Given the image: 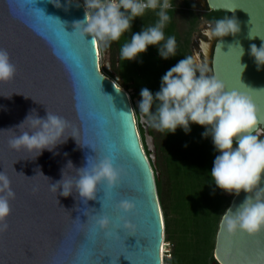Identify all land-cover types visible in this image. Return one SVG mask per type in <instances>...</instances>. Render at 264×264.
Wrapping results in <instances>:
<instances>
[{
	"label": "water",
	"instance_id": "obj_1",
	"mask_svg": "<svg viewBox=\"0 0 264 264\" xmlns=\"http://www.w3.org/2000/svg\"><path fill=\"white\" fill-rule=\"evenodd\" d=\"M237 2L244 9H236ZM10 4L14 7H9ZM32 4L53 18L47 17L51 24H61L70 35L74 23L82 20L86 12L77 1L69 5L68 0H61L62 7L58 8L51 0H0V48L9 51L17 67L12 82L0 83V172L8 173L15 192L8 227L0 230V264H71L70 260L60 259L61 249L70 245L77 233L84 235L88 231V225L78 227L75 219L85 224L88 217L94 221L103 210V198L109 189L102 185L97 198L85 204L78 192L64 197L52 190L51 183L62 179V170L69 160L80 169L88 166L89 157L100 158L105 150L112 153L116 167L122 170L121 182L114 190L119 200L107 210L112 216L119 215L117 205L121 200L136 205L127 217L135 229L127 232L125 246L129 250L141 247L145 252L150 251V256L140 257L135 264H163L165 220L150 162L157 163V147L139 111L140 101L132 99L120 84L103 74L97 44L92 43L96 40L73 36L71 43L62 42L58 32L53 33L45 22L33 18L29 8ZM202 8L204 12L231 14L239 21L240 32L216 37L211 31L215 22L208 23L209 32L203 31L206 40L199 33L195 35V42L201 43L194 48L198 62L207 66L208 75H218L230 88L247 92L264 115V68H259L251 55V46L260 47L264 41L259 37L249 38L251 29L264 35V0H203ZM237 44L245 50L241 58V63L246 65L243 73L237 50L230 51ZM100 46L104 53L101 42ZM90 72L100 78L98 90L103 99L95 94ZM33 109L41 118H46L50 111L67 119L77 133L79 144L70 137L55 150H44L38 157L11 149L9 140ZM121 112L125 115L121 116ZM140 126L145 130V143ZM130 129L135 130L134 147L128 144ZM260 129L264 138V123ZM67 171L76 173L74 168ZM225 195L231 198L229 207L235 209L248 194L225 192ZM223 217L217 233L215 263L264 264V232L256 236L244 232L229 234ZM158 219L162 221L159 231ZM119 234L125 236L123 230ZM99 243L102 246L104 241ZM116 260L119 264H134L123 254ZM101 264H112V257L103 256Z\"/></svg>",
	"mask_w": 264,
	"mask_h": 264
},
{
	"label": "clouds",
	"instance_id": "obj_2",
	"mask_svg": "<svg viewBox=\"0 0 264 264\" xmlns=\"http://www.w3.org/2000/svg\"><path fill=\"white\" fill-rule=\"evenodd\" d=\"M72 2L68 0L69 5ZM51 3L62 7L61 0H51ZM84 7L85 17L74 23L71 35L80 39L91 37L105 48L131 31L137 18L143 17L149 10H158L157 22L140 32H132L130 40L120 49V57L125 61L136 60L147 53L150 46L158 47L159 56L164 60L176 56L177 40L174 36L166 38L164 31L170 20L167 10L172 7V0H84ZM211 31L216 37L235 36L240 32V24L233 17L223 18L216 21ZM257 37L264 41V35L251 29L249 38ZM232 49L237 50L243 73L246 65L241 63V58L245 50L238 44L231 46L230 51ZM251 55L258 67L264 68V44L260 47L253 44ZM207 73V66L199 63L194 56L179 60L163 75L158 91L153 93L147 87L141 89L139 111L145 123L159 132L174 134L182 129L190 133L193 124L205 129L202 136L211 137L218 152L210 172L214 184L228 193L248 194L235 209L229 207L225 210V231L256 236L264 232V138L260 129L264 115L247 92L230 88L218 75ZM16 76L17 67L12 62L11 54L6 48H0V83H10ZM120 90L117 88V91ZM17 129L9 140V147L15 151L34 153L36 157L44 150H55L70 137L77 142V133L70 122L50 111L46 118H41L33 109ZM70 168L76 170L75 175L67 171ZM40 174L48 179L38 172ZM121 178L122 170L116 167L111 155L89 157L88 166L80 169H76L69 160L66 169L62 170V179L51 183V188L64 197L78 192L87 204L89 200L97 198L102 185L107 186L109 194L114 193ZM13 199L15 192L11 179L6 171L0 172V230L8 227ZM117 207L119 215H97L94 218L97 230L111 236L119 235L121 230L131 232L135 229L127 218L135 211V203L121 200ZM75 220L79 222V227V218Z\"/></svg>",
	"mask_w": 264,
	"mask_h": 264
},
{
	"label": "trees",
	"instance_id": "obj_3",
	"mask_svg": "<svg viewBox=\"0 0 264 264\" xmlns=\"http://www.w3.org/2000/svg\"><path fill=\"white\" fill-rule=\"evenodd\" d=\"M177 1L172 0L174 7L167 10L170 20L164 29L166 38L174 36L177 40L175 57L162 59L156 46H150L147 53L136 60L125 61L120 57V49L130 40L132 32H140L144 27L157 22L158 10H149L143 17L137 18L131 31L110 45L118 54L117 72L122 80V88L135 91L132 99L141 97V89L144 87L153 93L158 91L161 78L167 70L179 60L192 56V37L201 24L202 15L183 10L186 29L181 31L178 26L180 11L175 7ZM186 5L192 7L189 3ZM230 17L231 14L226 12L204 13V18L211 22ZM103 74L115 80L111 71L103 69ZM136 112L140 119V113ZM140 130L145 143V130L141 126ZM204 131L202 126L193 124L190 133H185L182 129L174 134L162 132L165 144L163 147L157 144L156 165L150 160L164 214L165 241L171 246L167 264L215 263L217 233L225 210L231 204V198L226 197L225 191L214 184L210 172L218 152L211 137L202 136ZM151 135L155 137L154 133ZM161 154L164 155L163 162Z\"/></svg>",
	"mask_w": 264,
	"mask_h": 264
},
{
	"label": "snow or ice",
	"instance_id": "obj_4",
	"mask_svg": "<svg viewBox=\"0 0 264 264\" xmlns=\"http://www.w3.org/2000/svg\"><path fill=\"white\" fill-rule=\"evenodd\" d=\"M9 7H14V5L10 4ZM235 7L244 9V5L237 2ZM31 9V13L35 20H40L46 23L53 33L58 32L62 38V42L64 43H71L72 35L65 32L64 27L61 24H51L50 21L47 20V17L41 12L39 9L35 7V4L29 6ZM95 44V41H92ZM89 79L92 80L94 84V91L95 94L102 98L98 90L99 84V77L94 75L93 72L89 73ZM109 100L111 98H108ZM110 107V105H109ZM120 115L122 116L123 113L121 112ZM130 120L128 124H130ZM128 137V144L130 147H134L135 141V130L130 129L127 133ZM104 155H111L113 159L115 157L112 153L108 152L107 150L103 151L101 157ZM119 200V196L117 193H111L105 195L103 201L105 202L103 205V210L99 212L98 215H110L108 208L114 207L115 203ZM88 225V231L84 235H80L77 233L73 242L70 245H67L61 249L60 259L62 260H70L71 264H101L102 257L107 255L112 257V264H119V260H116L117 256H121L122 254L126 256L127 259L133 260L134 264L140 257H147L150 256L151 253L145 252L144 248L138 247L135 250H129L125 244L124 239L128 236L127 232L125 236L122 238L121 235L112 234L111 236L105 234L102 231H99L94 226V221H90L88 217V222L82 223L80 221V227ZM162 227V221L159 219L156 222V229L159 231V228ZM103 240L104 243L101 246L100 241ZM147 247V246H146Z\"/></svg>",
	"mask_w": 264,
	"mask_h": 264
},
{
	"label": "rangeland",
	"instance_id": "obj_5",
	"mask_svg": "<svg viewBox=\"0 0 264 264\" xmlns=\"http://www.w3.org/2000/svg\"><path fill=\"white\" fill-rule=\"evenodd\" d=\"M184 18L185 17H183L184 21L182 22V20H180L179 17H178V24H179L180 28H184V26H186V21H185ZM201 23H202L201 25L203 27V25H204L203 23L204 22L202 20H201ZM201 25H199V28H202ZM99 44H100V42H99ZM100 60H101L100 61V66H101L102 72H103V69H105V70H107L106 68L110 69V71L115 76V82H117L118 84L121 85L122 84V80H121L120 77H118V72H117L118 65H119L117 51L113 50V48L111 46L105 48V52L104 53H102L101 49H100ZM126 91H128V90H126ZM128 92L130 93L131 96H133V94L135 93V91L133 89H130ZM136 99L141 101V97L140 96H138ZM152 129H153V132L155 134L154 138H155L156 147H157V144L160 145L161 147H163L165 143H164V138L162 136V132H159V131H157L154 128H152ZM156 138H157V141H156ZM157 151H158V148H157ZM163 157H164V155L161 154V162H163ZM165 243H166V245H165V250H164L165 252L163 254V264H167L166 263V259L170 258L169 253L171 251L170 244L167 243V242H165Z\"/></svg>",
	"mask_w": 264,
	"mask_h": 264
},
{
	"label": "flooded vegetation",
	"instance_id": "obj_6",
	"mask_svg": "<svg viewBox=\"0 0 264 264\" xmlns=\"http://www.w3.org/2000/svg\"><path fill=\"white\" fill-rule=\"evenodd\" d=\"M187 3H189V4H191V8H189V6L188 5H186ZM202 5H203V0H178L177 1V3H176V5H175V7H177L178 9H179V11H180V13L178 14V17H179V19L180 20H182V22L184 21L183 20V10H187V11H194V12H196V13H199L200 15H202V21L204 22L203 24V27H202V23L200 24L201 25V27L202 28H199V29H197V31L193 34V37H192V47H191V49H192V56H194V57H196L197 58V56L195 55V53H194V48L195 47H199V45L201 44V43H199L198 41H197V43L195 42V35L197 34V33H199V34H201V36L203 37V39H207V37H206V35H203V31L205 32V33H207V32H209L208 30V28H207V24L208 23H214V22H211V21H207L205 18H204V11H203V8H202ZM182 10V11H181ZM216 23V22H215ZM178 26H179V24H178ZM179 28H180V26H179ZM185 28H186V26H184V28H180V30L181 31H184L185 30ZM210 33H211V31H210ZM150 130V133L151 134H153L154 132H153V129L152 128H150L149 129ZM214 264H218V263H214Z\"/></svg>",
	"mask_w": 264,
	"mask_h": 264
},
{
	"label": "bare ground",
	"instance_id": "obj_7",
	"mask_svg": "<svg viewBox=\"0 0 264 264\" xmlns=\"http://www.w3.org/2000/svg\"><path fill=\"white\" fill-rule=\"evenodd\" d=\"M96 44H97V49H98V55L100 57V47H99V43H98V40H96ZM165 250V245L163 244V247H162V256L164 254V251Z\"/></svg>",
	"mask_w": 264,
	"mask_h": 264
},
{
	"label": "built area",
	"instance_id": "obj_8",
	"mask_svg": "<svg viewBox=\"0 0 264 264\" xmlns=\"http://www.w3.org/2000/svg\"><path fill=\"white\" fill-rule=\"evenodd\" d=\"M73 1L81 2V3L84 5V0H73ZM173 7H174V5H172L171 8H173ZM171 8H170V9H171ZM165 245H166V243H165Z\"/></svg>",
	"mask_w": 264,
	"mask_h": 264
}]
</instances>
